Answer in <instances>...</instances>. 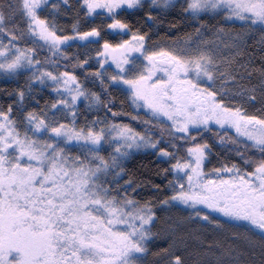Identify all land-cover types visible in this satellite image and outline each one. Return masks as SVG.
<instances>
[{
    "label": "snow or ice",
    "instance_id": "snow-or-ice-1",
    "mask_svg": "<svg viewBox=\"0 0 264 264\" xmlns=\"http://www.w3.org/2000/svg\"><path fill=\"white\" fill-rule=\"evenodd\" d=\"M0 94V264H264V0H0Z\"/></svg>",
    "mask_w": 264,
    "mask_h": 264
},
{
    "label": "trees",
    "instance_id": "trees-1",
    "mask_svg": "<svg viewBox=\"0 0 264 264\" xmlns=\"http://www.w3.org/2000/svg\"><path fill=\"white\" fill-rule=\"evenodd\" d=\"M78 3V0H71V4H76ZM69 12H71L73 9L71 7H69L67 9ZM143 13H136V16H142ZM129 18H131V15L129 16ZM183 19V17L180 15V13L177 10H172L169 13V20H171L173 23H176L177 21ZM60 22L62 24L63 27H66L68 30L71 29V25L73 23V17L71 15L69 16H64L63 13H61L60 16ZM99 22V21H96ZM187 26H181L178 29H173V30H168L167 29V25L162 26L160 31L161 32H168V35L172 36V35H176L177 31H182V30H186ZM69 51H72V49H69ZM47 54V53H45ZM95 66V65H93ZM5 83H8L7 81H5ZM96 90H99L98 88ZM113 95H119L118 93L114 92ZM5 96L3 94H0V102H4L5 101ZM14 99V97H13ZM119 99H124L123 96H119ZM117 107H119V104L117 103ZM255 107H259V104L255 105ZM126 111H132L131 107L126 106ZM121 119H126L127 117H120ZM131 122V121H129ZM137 127L139 126L138 124L136 125ZM217 152L220 153L219 156H213L212 157V164L216 165L217 167L220 164L221 160H227V159H236V156L234 154L231 153H225L224 151H221L220 148H217ZM160 162L155 160L153 157V154L150 151H142L140 153H138L127 165V167L133 171L136 174H142L143 176H145L147 179L149 180H154L155 183H163L164 180L162 177H157L155 176V166L157 164H159ZM212 164L209 165V167L212 166ZM167 246V241L164 238L158 239L156 241H154L153 243V249H157V248H163ZM182 252L185 253V255H187L188 252L191 251V245L189 247V249L185 250V249H181ZM177 254H180V252H178ZM190 259H194V257H189ZM256 259L258 260L259 257H256ZM167 257H152L151 255H149L148 257V264H163V261H166Z\"/></svg>",
    "mask_w": 264,
    "mask_h": 264
}]
</instances>
